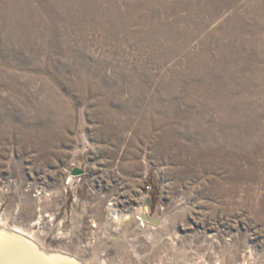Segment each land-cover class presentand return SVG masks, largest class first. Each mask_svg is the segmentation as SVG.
Here are the masks:
<instances>
[{
  "label": "rangeland",
  "instance_id": "1",
  "mask_svg": "<svg viewBox=\"0 0 264 264\" xmlns=\"http://www.w3.org/2000/svg\"><path fill=\"white\" fill-rule=\"evenodd\" d=\"M75 1L0 10V218L105 264H264V0Z\"/></svg>",
  "mask_w": 264,
  "mask_h": 264
},
{
  "label": "bare ground",
  "instance_id": "2",
  "mask_svg": "<svg viewBox=\"0 0 264 264\" xmlns=\"http://www.w3.org/2000/svg\"><path fill=\"white\" fill-rule=\"evenodd\" d=\"M66 1V0H65ZM64 1V2H65ZM71 1V0H70ZM79 1V0H77ZM75 1V2H77ZM95 1V0H94ZM135 1V0H134ZM133 1V2H134ZM158 1V0H157ZM37 2L38 7H33ZM63 0H0V10L7 13H37L55 10H66ZM68 2V1H67ZM84 2V1H82ZM82 2H79L80 4ZM92 2V1H89ZM108 2V1H107ZM112 2V1H111ZM114 2V1H113ZM132 2V3H133ZM136 2V1H135ZM191 2V1H190ZM194 2V1H193ZM85 3V2H84ZM99 3V2H98ZM131 3V2H130ZM129 3V4H130ZM139 3V2H138ZM153 3V2H152ZM200 3V2H199ZM203 3V2H202ZM220 3V2H219ZM237 3V2H236ZM71 4V3H70ZM77 4V3H76ZM94 4V3H93ZM97 4V3H96ZM109 4V3H108ZM117 4V3H116ZM137 4V3H136ZM188 4V3H187ZM216 4V3H215ZM127 5V4H126ZM133 5V4H132ZM131 5V7H132ZM140 5V4H139ZM142 5V4H141ZM140 5V6H141ZM71 6V5H70ZM83 6V3H82ZM92 6V5H91ZM95 6V5H94ZM139 6V7H140ZM88 7V6H86ZM99 7V6H98ZM115 7V6H114ZM118 7V6H117ZM137 7V6H136ZM195 7V6H194ZM241 7V5H240ZM71 8V7H70ZM69 8V9H70ZM101 8V7H100ZM116 8V7H115ZM128 8V7H127ZM146 8V7H145ZM151 8V7H150ZM153 8V7H152ZM155 8V7H154ZM187 8V7H186ZM239 8V7H238ZM73 9V8H72ZM86 9V8H85ZM117 9V8H116ZM115 9V10H116ZM136 9V8H135ZM218 9V8H217ZM221 9V8H220ZM231 9V8H230ZM71 10V9H70ZM105 10V9H104ZM130 10V9H129ZM138 10V9H137ZM152 10V9H151ZM204 10V9H203ZM227 10V9H226ZM241 10V9H240ZM53 11V12H52ZM135 11V10H134ZM212 11V10H211ZM237 11V10H236ZM88 12V11H86ZM229 12V11H227ZM89 13V12H88ZM93 13V12H92ZM121 13V12H120ZM204 13V12H203ZM202 13V14H203ZM237 14V13H235ZM25 15V14H24ZM89 15V14H88ZM107 15V14H106ZM110 15V14H109ZM2 16V15H1ZM206 17V16H205ZM90 18V17H89ZM6 19V18H5ZM70 20V19H69ZM7 21V20H6ZM233 35V34H232ZM21 37V36H20ZM229 39V37H228ZM25 41V40H24ZM28 46V45H27ZM213 49V48H212ZM229 51V50H227ZM230 52V51H229ZM249 55V54H248ZM188 56V55H187ZM189 57V56H188ZM253 56H251L252 58ZM211 58V57H210ZM247 58V57H246ZM200 59V58H199ZM212 60V59H211ZM247 60V59H246ZM249 60V59H248ZM205 61V60H204ZM208 61V60H207ZM215 62V61H214ZM254 62V61H253ZM193 63V62H192ZM246 63V62H245ZM250 63V62H249ZM200 64V63H199ZM195 65V64H194ZM197 65V64H196ZM243 65V64H242ZM252 65V64H251ZM250 66V64H249ZM212 67V66H211ZM253 67L254 64H253ZM256 68V67H255ZM234 69V68H233ZM232 69V70H233ZM236 69V68H235ZM249 69V68H248ZM215 70V69H213ZM238 70V69H237ZM1 71V70H0ZM248 71V70H247ZM208 72V71H207ZM239 72V70H238ZM246 72V71H244ZM231 74V73H230ZM200 75V74H199ZM235 76V75H234ZM233 76V77H234ZM208 77V76H207ZM199 80V79H198ZM176 81V80H175ZM237 81V80H236ZM237 83V82H236ZM139 85V84H138ZM135 86V85H133ZM188 86V85H187ZM203 86V85H202ZM240 88V87H239ZM204 89V88H203ZM201 90V89H200ZM212 90V89H211ZM231 96V95H230ZM223 98V97H222ZM221 98V99H222ZM212 100V99H211ZM219 101V100H218ZM229 101V100H228ZM240 102V101H238ZM215 104V102L213 103ZM220 105V104H219ZM219 107V106H218ZM221 109V108H220ZM226 109V108H225ZM228 119V118H227ZM74 178V177H73ZM72 178V179H73ZM116 217V216H115ZM141 220H150L147 213L142 212ZM118 219V218H117ZM152 220V219H151ZM150 220V221H151ZM142 221V222H143ZM148 223V222H147ZM159 224V223H158ZM156 226V225H155ZM152 227V226H151ZM164 227V226H163ZM155 228V227H154ZM152 229V228H151ZM150 233V232H149ZM155 233V232H154ZM112 236V235H111ZM148 236V235H147ZM151 239L155 236L149 234ZM94 244V255L88 260H83L76 255L62 250L50 249L46 244V234L40 230L27 231L21 227H11L4 219L0 218V264H105L98 256V249L102 246L100 240ZM118 239V237H114ZM122 239V238H121ZM157 239V238H156ZM161 239V238H160ZM113 240V239H112ZM156 243V242H155ZM161 243V242H160ZM135 245V244H134ZM138 245V244H137ZM135 249V248H134ZM137 251V250H136ZM139 255V254H137ZM166 262V261H165Z\"/></svg>",
  "mask_w": 264,
  "mask_h": 264
},
{
  "label": "water",
  "instance_id": "3",
  "mask_svg": "<svg viewBox=\"0 0 264 264\" xmlns=\"http://www.w3.org/2000/svg\"><path fill=\"white\" fill-rule=\"evenodd\" d=\"M84 173V170L80 169V168H75L73 170V174H83Z\"/></svg>",
  "mask_w": 264,
  "mask_h": 264
}]
</instances>
